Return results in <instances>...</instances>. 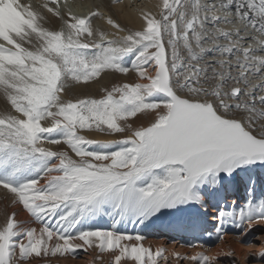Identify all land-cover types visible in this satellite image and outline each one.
Masks as SVG:
<instances>
[{
  "label": "bare ground",
  "instance_id": "obj_1",
  "mask_svg": "<svg viewBox=\"0 0 264 264\" xmlns=\"http://www.w3.org/2000/svg\"><path fill=\"white\" fill-rule=\"evenodd\" d=\"M172 2L63 0L56 3L44 0L20 5L7 1L6 10L0 9V139L10 138L11 143L27 140L26 155L36 161L30 163L25 158L23 164L34 168L41 159L34 153H49L67 143L68 137L61 130L66 120L58 113L60 106L68 101L71 93L77 96L100 94L101 89L117 77L116 64H119L125 71L136 73L143 87L152 76L173 96L168 124L150 129L160 143L157 166L177 162L192 173L187 180L173 186V194L160 214L181 198L197 206V210H185L182 222L191 221V226L171 223L148 231L123 223L122 228L115 229L117 221L112 219L64 227L57 222L51 208L45 207L47 212H42L40 207L45 206L46 199H59L65 183L61 179L67 177L65 170L53 172L54 165L49 170L44 166L36 167L38 178L27 183L19 178L10 179L4 168L7 158L4 156L0 158V177H5L0 179V264H118L117 257L127 259L133 254L146 256L151 264H156L157 257H162V264L169 261L179 264L181 260H185V264H264V239L257 244L258 233L264 227V199L253 200V189L257 190L264 183V143L255 142L254 137V140L247 138L251 131L241 121L242 113L236 125H228L225 120L229 116L220 117L225 119L221 122L215 112L236 101L256 106L260 111L256 118L259 130L264 132L261 114L264 112V0H176L180 6L171 15L168 9ZM190 17L195 18V23L187 31L185 25ZM158 25L162 26L160 38L143 37ZM128 36H133L136 42L132 43L137 46L143 45L144 40L156 42L157 57L151 65L142 51L122 55V49L131 48ZM166 40L175 44L174 61L169 56ZM60 48L65 52L59 53ZM183 70L181 80L176 73ZM47 85H54L56 91L51 106L43 112V119L32 111L33 97L38 91L47 93ZM216 85L221 92L218 97L214 95ZM235 86L241 90L238 96L231 94ZM192 96H199L212 106L191 105L196 102ZM221 99L225 101L224 106L219 105ZM199 118L210 134L202 136V141H195L193 137L198 134L192 127ZM86 136L89 141L85 148L89 151L104 153L115 147L108 143L116 136L100 132H86ZM254 142L257 146L252 148L257 150L260 145L263 153L255 151L250 165L242 169L246 161L237 160L240 153H237V145L243 143L251 147ZM4 144L0 143V152L6 148ZM18 147L12 144L10 150L4 152L17 166L20 151H25ZM12 149L19 151L12 152ZM195 151L200 154L193 163ZM64 158L60 156L56 164H62ZM206 161L222 176L240 174L241 184L231 189L216 187L213 193L202 184L199 195L194 191L197 184L194 171ZM246 171L250 174L245 175ZM9 180L16 181L15 185L1 184ZM240 194L244 200L234 203ZM226 196H231L232 204H227ZM214 213L221 218L211 217ZM226 215L239 219L233 222L230 217L233 226H224L226 221L222 217ZM213 220L218 225L210 230L208 223ZM222 230L229 231V235L220 232ZM183 231L199 235L202 243L183 247ZM121 264L133 262L122 260Z\"/></svg>",
  "mask_w": 264,
  "mask_h": 264
},
{
  "label": "rangeland",
  "instance_id": "obj_2",
  "mask_svg": "<svg viewBox=\"0 0 264 264\" xmlns=\"http://www.w3.org/2000/svg\"><path fill=\"white\" fill-rule=\"evenodd\" d=\"M179 6V4H176V0H173L171 5L169 6L168 11L171 13V15H173L177 11V9H179ZM161 29L162 26L158 25V27H156V29L152 33H145L143 34V37L149 35L150 37L154 36L155 38H160L162 36ZM170 41L171 40H166V42L168 43L167 48L170 58L174 61L176 49L175 44ZM132 42H136L135 39L133 38V36H128L127 43L131 46V48L122 49L120 51L124 57L130 55L131 53H138L142 51L147 56L149 65L152 64L151 62H153V60H156L157 44L153 39H151V41L149 42L144 40L143 42L145 43L141 46L134 45V43ZM61 52L65 51L60 48L59 53ZM116 65L117 77H114L113 80H111L106 86L101 89L102 93L100 92V94H98L97 96H77L71 93L68 101L60 106L58 113L66 120L65 124L63 125V129L65 135H67L68 137V141L65 144L58 145L56 150L49 152V154L42 153L40 155V158H46V162L49 164V166L54 165L53 170L51 169L53 172H61L63 171L62 167L59 164H56L57 161L51 158L54 155L53 152H58L60 154H64L70 161H72V167L68 168L65 171L68 179L67 177L61 179V181L63 182L67 179L62 193L59 194L58 200L61 201L59 202L58 200L53 201L46 199L45 206L40 207L41 211L47 212V209H45V207L51 208V211H53L57 215V222L62 224L64 227H74L77 224L85 221H101L112 219H115L117 221L115 223V229L122 228L123 223L131 225L132 228L141 226L148 231H152L156 227H163L171 223H178L184 226H189V223L191 226V221L182 222L185 217V213L179 215L171 223L152 226L150 222L145 221L143 218H140L129 210H121L114 207H109V205L105 203L103 205H100L99 200H102V197H106V201L108 197H116L118 200H121L123 191H125L126 189H130L131 192H135L136 194L142 193V199L144 202L143 204L148 201L152 202L155 199L157 200L159 197V201L155 204L158 207H161L162 205L168 203V200L171 198L173 194V186L180 181L187 180L192 173L187 166L177 162L167 163L163 166H157L160 157V143L158 142V138L150 133V129L153 127H163L168 124L172 112V107L174 105L173 96L169 94V92L167 93V91L164 90L159 82L153 79L152 76L148 82V85L145 86V89V87L140 84L138 75L136 73L130 70L125 71V68L121 67V65ZM152 70L150 69V71ZM126 72L128 73V75ZM184 74L185 70L179 71L176 75L179 79H181V77L183 78ZM122 76H125L126 78L123 79ZM155 76H158V74ZM213 87H215L214 95L216 97H218L219 95L221 96V92L218 91L217 85ZM147 88L149 90H147ZM47 89V93L38 91L33 97L34 101L32 111L37 117H41L43 119V112L45 111V109L47 110L51 106L52 102L54 101V95L56 91L54 85H47ZM192 97V99H196L195 101L197 103L194 102V104L193 102H191V105L199 108H204L206 107V105L212 106L210 102L207 101V103L203 98H200L199 96ZM215 112H217V115L221 122H224L225 120L222 118H226L227 116H229V119L227 117V120H225V122L229 123L228 125H236V122L239 121L237 117H239V114L242 113L240 114L242 118L241 121L243 123H246V128L251 131L247 133V138L249 140L255 139V142L260 141L261 143H264V132H260V124L256 119L257 115H259L260 113L258 107L252 105L247 106L242 101H236L229 104L228 107H224L222 110H218ZM262 113V119H264V112H261V114ZM242 116L245 118V120H243L244 118ZM199 121L198 119H196V124L193 127L191 126L198 135L194 136L193 131L189 130V133L194 136L193 140L195 141H198L199 139L200 141H202V136L207 137L210 134L208 130H204L205 125L201 123V118H199ZM26 126L27 128H29L28 125ZM86 132H100L110 136H116V139L113 138V141H118L121 147L108 155L98 154L95 152H87L84 148V146L86 145L85 143L89 141V138L86 136ZM253 137L254 139H252ZM21 140H24L22 141L23 143L20 141L14 143L19 146V148L25 149L27 146L25 145L27 144V140ZM11 142H13V140H11L10 138L0 139V143H5L4 146L10 144ZM255 142L251 147L243 143H240V146L237 145V153L240 152V157L237 154V160H240V162H242V160L244 162L246 161L245 167L242 169H245L247 168L246 166L250 165V163L252 162V157L256 152L263 153L260 145L258 146L260 148H258L257 150L255 148H252L254 146H257ZM11 146L12 145H10L9 147L11 148ZM248 149L250 151H248ZM15 150L12 149V152L17 153V151H19L18 149ZM198 154H200L199 151H195L194 156L192 157L193 163H195L197 157L199 156ZM28 160H31L30 163H32L31 158H28ZM24 162L25 159L20 160L18 165H22ZM22 169V175L25 173L27 174V167L25 166ZM237 170L239 171L241 170V168H238ZM237 170L236 172H238ZM216 171L217 169L212 166V163L210 161L201 162L198 166V169L194 171L195 180L197 181V184H195L196 186L194 187V191L201 195L200 193H202L203 190L201 188L202 184H205L206 188L208 190L210 189L209 191L213 193L212 190H214L216 187L220 189H231L233 188V186H235V184L240 185L242 182L240 174L234 176L232 173H227L226 176H222L218 172L216 173ZM213 174L216 175L214 176ZM244 174L249 175L250 171H246L244 172ZM144 177H150V183L145 187L138 186L137 184L139 182H142ZM203 181L204 183H202ZM212 185L215 187H212ZM263 185L258 188L259 191L258 189H253L254 202L259 199H264ZM49 187H51V183H49ZM225 199L227 200V204H232L233 201H231V196H226ZM182 200L183 202L179 206L180 210H197V206L195 204L191 203V205H189L186 203L185 199ZM226 200H224V202H226ZM243 200L244 197L241 198L240 194L234 203L238 204ZM47 205L50 207H47ZM90 209L92 211H90ZM228 216L229 215H226V218L222 217L224 219L222 220L226 221V224L224 226H233L231 225V223L237 222V220L239 219L235 216H232L233 218L231 216ZM211 217L215 218L216 220L218 218H221L219 217L218 213H214L213 215H211ZM230 217L232 218L231 220L233 222L229 220ZM216 220H213V222L209 221L208 226L210 230H213L218 225ZM109 230H111V228H109ZM220 232H226L229 235V231L222 230ZM258 234L257 244H261L262 240L264 239V227ZM181 239L183 247H185L184 245H186L187 248L193 245L196 247L203 241V239L199 235H195V233L193 232L187 233L184 231L181 232ZM167 244L169 243L167 242ZM121 250L122 249H119L120 253ZM78 253L79 252H76L75 254L78 255ZM133 255L134 258L131 256L132 258L127 257V259H122L123 257H117L118 260L116 259L115 262L121 264V261L125 260L126 262L131 261L133 262V264H137V261L139 262V264H151V260L146 256L140 255V257L139 255ZM128 256H130L129 253ZM159 259L158 257L156 258V264L163 263L162 257H159ZM141 260L142 262H140ZM172 262L173 261H169L167 264H172ZM185 263V260L179 261V264Z\"/></svg>",
  "mask_w": 264,
  "mask_h": 264
},
{
  "label": "crops",
  "instance_id": "obj_3",
  "mask_svg": "<svg viewBox=\"0 0 264 264\" xmlns=\"http://www.w3.org/2000/svg\"><path fill=\"white\" fill-rule=\"evenodd\" d=\"M121 201H125L128 204L134 205L135 208L139 209V211H138L139 214L144 215L148 219H150V218L151 219H158V218H161V217L168 215L169 212H172V213L179 212L180 211L179 206L183 202V200L181 199L176 205L169 208L168 211L160 214L161 210L164 209V206L166 204L162 205L161 207H158L155 203L159 201V197L157 200L155 199L152 202L148 201L145 204H143L144 202L142 199V193L136 194L135 192H131L130 189H126L125 191H123V194H122L121 200H119V203ZM116 202H117V200H116Z\"/></svg>",
  "mask_w": 264,
  "mask_h": 264
},
{
  "label": "water",
  "instance_id": "obj_4",
  "mask_svg": "<svg viewBox=\"0 0 264 264\" xmlns=\"http://www.w3.org/2000/svg\"><path fill=\"white\" fill-rule=\"evenodd\" d=\"M194 22H195V18L190 17L186 22V25H185L186 29L191 30ZM184 35L187 36V32H184ZM247 51H249V49ZM231 93L233 95H238L240 93V89L235 86L231 89ZM262 98L264 99V94L262 95ZM220 103L223 104V101L221 100Z\"/></svg>",
  "mask_w": 264,
  "mask_h": 264
}]
</instances>
